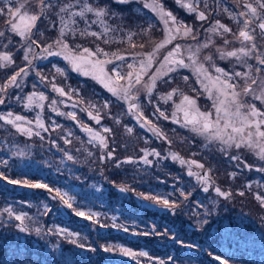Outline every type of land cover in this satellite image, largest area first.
<instances>
[{"label":"rangeland","instance_id":"374dc122","mask_svg":"<svg viewBox=\"0 0 264 264\" xmlns=\"http://www.w3.org/2000/svg\"><path fill=\"white\" fill-rule=\"evenodd\" d=\"M148 1L107 0L109 14L104 17L105 23L96 24L91 17L89 22L93 24L80 27L75 35L70 30L76 28L68 14L59 11L65 3L74 6L70 0H49L53 7L44 11L29 39L12 33L6 24L8 16L0 15V31L5 33L0 36V52L10 53L13 60L0 67V87L21 68L26 73L17 78L18 86L11 85L0 92L5 101L0 104V114L11 112L13 116L25 117L19 123L33 131L29 136L0 119V264H159L161 260L164 264H264V205L256 198L258 194L264 196V171L257 170L264 167V161L247 148L227 149L225 155L219 141L206 140L174 122L172 112L180 103V95H174L167 103L160 99L161 94L178 88L194 97L201 111L214 112L212 100L192 69L180 68L157 80L151 97L153 103L148 102L142 85L133 90L144 116L168 138L163 139L150 130L152 125L145 126L135 113L128 111L129 102L114 96L92 75L73 70L62 55L47 56L44 52L48 45H53L50 49L53 52L61 50L54 41L61 28L68 24L64 31L70 47L77 51L103 49L109 55L100 54L99 59L112 60V64L106 66L109 74L117 66L122 72L127 71L128 64L135 63L139 68L144 54L152 52L165 35L163 22L158 15H153L150 7H145ZM21 2L23 0H12L11 6L16 7ZM248 2L255 6L254 0ZM244 3L245 0H199L198 10L204 11L207 17L203 21L178 3L173 8L162 4L164 9L170 7L178 20L192 25L196 40L177 38L161 49L148 75L160 66L159 61L175 44H181L183 51L189 45H203L209 40L212 42L207 48L201 47L198 56L213 77L217 73L212 64L226 72L249 71L236 57L221 59L217 51L241 47L233 34H238L242 27L243 17L239 13ZM0 7H5L2 0ZM27 10L39 11L36 0H31ZM226 20L236 25L235 31L223 33L221 29V34L209 31L217 26L216 21L227 26ZM105 27L111 31L105 34ZM144 29L147 31H142ZM80 32L102 35H80ZM225 39L229 41L227 45ZM132 43L136 47H132ZM260 43V50L264 52V42ZM26 53L28 60L24 59ZM113 54L122 55L124 59L116 60ZM209 55L212 60H205ZM254 55L243 59L253 66L256 76ZM184 59L187 62L186 53ZM37 73L46 79H41ZM148 75L144 77L145 82ZM259 75L264 76V73ZM185 76L187 80L183 79ZM233 82L238 85L237 90L245 83L240 77ZM53 84L68 95L61 96L53 91ZM34 92L44 93L47 98L29 104L27 97ZM241 100L264 110V104L251 96H242ZM105 102L107 107H104ZM157 106L169 119L155 112ZM68 113H75L76 119H71ZM89 113L92 116L98 113L100 122ZM38 118L44 128L36 123ZM180 118L182 120V114ZM86 128L105 136L108 147L102 148ZM104 128L111 132L105 133ZM127 128L133 131L129 133ZM142 150L149 153L155 150L160 155H149L147 158L152 163L146 164L141 159L145 155ZM108 151H113V157L101 159ZM173 154L186 161H198L204 168L181 164L179 159L172 158ZM68 155L73 159L69 160ZM232 155H238L240 161L230 159ZM129 157L134 162L124 163ZM245 163L252 168L244 167ZM190 167L200 175L211 169L209 184L190 176ZM11 180L21 183L13 184ZM23 181L45 184L48 188L28 187ZM206 186L208 191L204 190ZM121 187L128 190L121 191ZM216 187L230 192L231 196H220ZM57 190L71 203V208L57 196ZM182 192L185 195H181ZM241 192L244 195H240ZM146 196L164 197L175 201L177 207L174 210L165 208L145 199ZM8 208L28 217L25 224L29 231L17 227L20 222L4 211ZM74 210L96 215L89 220L87 216H77ZM37 228L39 234L35 231ZM145 232L149 234L144 235ZM127 238L134 239V243ZM72 240L77 242L72 243ZM80 244L85 247L81 248ZM105 247L112 250L105 251ZM121 248L136 255H125ZM142 252L147 255H139Z\"/></svg>","mask_w":264,"mask_h":264},{"label":"snow or ice","instance_id":"6c2138e0","mask_svg":"<svg viewBox=\"0 0 264 264\" xmlns=\"http://www.w3.org/2000/svg\"><path fill=\"white\" fill-rule=\"evenodd\" d=\"M2 2L5 4V7H0V15L6 14L8 16L6 24H8L9 30L23 39H29L33 35V29L37 27V22L42 18L44 11L53 7L49 0H36L39 11L29 12L27 10V6L31 0H23V2H21L16 7L11 6L12 0H2ZM76 2L80 3V0H76ZM120 2L125 3L127 0H120ZM176 2L180 4L181 7H184L188 12L196 13V18L198 20L203 21L207 19L204 11L198 10L197 5L199 4V0H194V2L176 0ZM254 3L255 6L253 3L245 0L243 7L246 10L239 13V16L244 17V20L242 21V27L240 28L238 34L234 33L233 36L234 39L240 42L241 47L232 51H225L222 48L217 49L221 59L236 57L238 61L243 62L248 67L249 71L247 72L235 70L232 72H226L223 68L216 67L215 64H212L211 66L215 68L217 75L213 77L210 73H208L203 63L199 61L198 54L201 47L207 48L208 44L212 42L209 40L208 43L203 45H200L199 43H197L195 46L189 45L183 51L181 44H175L171 50L167 52V55L163 57V60L159 61L160 66L154 72H152L151 75H148V69L152 67V64L155 62V57L159 54L161 49L165 48L169 44H172L173 41L177 40V38H191L192 40H196V33L194 32L192 25L186 24L182 20H178L172 14V12L165 11L162 4L145 5V7H151L152 11L157 13L159 19L165 26V35L160 42L155 44L152 52L144 54V58L139 61V68H137L135 63L128 64L127 71L122 72L117 66L113 67L111 69V74H109L106 66L112 64V60L99 59L100 54L105 57L109 55L108 53H105L103 49L97 48L95 51H93L89 48H83L82 50L77 51L70 47L67 39L65 38L64 31V28H67L68 24H65L64 28H61L59 37L56 41H54V44L61 50L53 52L50 50L53 45H48L44 48V52L47 54V56L62 55L63 58L67 60L72 66L73 70L83 71L85 75H92L94 79L98 80V82L107 88L114 96L129 102L128 111L135 113L136 118L141 120L145 126L152 125V122L146 116H144L142 107L137 102L138 95L133 94V90L136 88V86L142 85L147 96L149 97L148 102L153 103L154 101L151 99V97L153 91L157 87V80H162L163 77L168 76L169 73L177 72V70L180 68H190L192 69L193 74L198 77V82L201 83L202 87H204L209 99L212 100V108L214 109V112L201 111L194 97L184 94L178 88H173L168 93L161 94L160 99L167 103L169 100H172L174 95H180V103L175 105V109L172 112L171 118L174 120V122L177 124H182L183 127L189 128L190 131L198 135L204 136L206 140L219 141V143L223 146L221 151L224 152L225 155L228 154L227 149L235 148L240 150L247 148L260 160L264 161V110L258 108L254 103H246L241 100L242 96H251L253 99L259 100L261 104H264V76L259 75L264 73V52H261L260 50V42H264V0H254ZM73 7V4L65 3L59 8L61 13L68 14L71 24L77 23L73 17H84L85 13L95 14L97 21H94V23H105L104 17L109 14L107 9L93 7L88 3L83 4L78 12L71 11ZM170 24L171 26H169ZM216 25V27L209 29V31L218 34H221V29L223 30V33H231L232 31L227 26L220 24L219 21H216ZM151 27L152 26L149 25V29ZM257 29H259V32H257ZM70 30L73 35L76 34L77 29L73 28ZM110 31V28L105 27V34ZM142 31L147 30L144 29ZM4 35L5 33L0 31V36ZM80 35L99 36L102 34L97 32H80ZM107 42L108 41L106 40L105 43ZM129 42L131 43V34L129 36ZM31 43L35 44L36 41H31ZM228 43L229 41L225 39L224 44L227 45ZM131 46L136 47L134 43H132ZM140 47H143V45H140ZM65 50H67L68 54H65ZM29 51H31V46H29ZM185 53L187 54V62H185L184 59ZM253 55L257 61V66L255 67V74H257L256 76L253 75V66L247 64V60L243 59L245 57H252ZM113 56L116 60L124 59L122 55L113 54ZM24 59L28 60L27 53L25 54ZM204 59L211 61L212 56H205ZM11 63H13L11 54L8 52H0V67H4ZM29 63H31V61H29ZM57 71L62 73L61 69H57ZM21 74H26L25 69L21 68L20 71L9 77L8 82L5 83L3 87H0V92L6 91L11 85H17V78L21 76ZM37 75L41 76V79H46V77H43L40 73H37ZM146 75H148L147 82L144 81V77ZM237 77L243 78L245 82L240 90H237L238 85L233 82ZM183 79L187 80L188 77L185 76ZM205 80H207L208 83H205ZM120 81H124V83L121 84ZM52 88L53 91L59 93L61 96L68 95V93H66L63 88L57 87L55 84L52 85ZM46 98L47 97L44 95V93L34 92L27 97V100L29 104H32L35 103L37 99L42 101ZM3 103H5V101L2 97H0V104ZM53 103H55V101H53ZM107 106L108 104L105 102L104 107ZM155 112L165 120L169 119V116L166 115L159 106L155 108ZM180 114H182V120L180 118ZM67 115L73 120L76 119L75 113H68ZM89 116L95 119L97 123L100 122L101 117L98 113L96 116H92V114L89 113ZM0 119L5 120L6 123L13 124L19 131L25 132L29 136L33 134L31 128H27L19 123L25 120V117L23 116H13V113L8 112L6 114H0ZM27 123L30 124L32 122L27 121ZM36 123L39 127L44 128V124L39 120V118L37 119ZM85 130L92 134L93 140H96L102 148L108 147L107 138L105 136L101 135L99 132L93 133L91 128H86ZM150 130L153 131L155 135L163 139H168L167 136L155 125H152ZM103 131L105 133H110L111 129L104 128ZM127 131L131 133L133 130L131 128H127ZM35 134L39 135L40 133L36 132ZM65 142L67 143L69 141ZM169 143H171V141H169ZM142 151L145 152V155L141 157V159H143L144 163L146 164L152 163V161L147 158L149 155H160V153L156 152L155 150H152L150 153L147 150ZM105 157L111 159L113 157V151H108L105 156L101 157V159H104ZM67 158L69 160L73 159L71 155H68ZM172 158L179 159L181 164L187 163L189 165H195L200 169L204 168L202 163H199L195 160L186 161L182 158H179L178 154H173ZM230 159L238 162L240 161V157L238 155H232L230 156ZM123 162L132 163L134 161L131 157H129ZM117 163L119 164L121 162L117 161ZM244 167L251 169L252 165L245 163ZM257 170L264 171V167L258 168ZM210 171L211 169H207L204 175H200L198 172H193L190 167L188 174L190 176H196L199 181L207 185L210 182V176L208 175V172ZM231 175H235V173H232ZM5 179H7V177H5ZM9 182L13 184L21 183V181L17 180H11ZM23 183L32 188H48V186L45 184L29 183L28 181H23ZM48 190L52 191V189ZM120 190L127 191L128 189L126 187H121ZM204 190L208 191V187L206 186ZM215 191L220 196H231L230 192L222 191L219 187H216ZM181 195L185 194L182 192ZM240 195H244V193L241 192ZM57 196H59L60 199L68 205V207H72L71 203L64 199V195H61L59 190H57ZM144 198L152 200L156 204H159L165 208L174 210L177 207L175 201H169L164 197L146 196ZM185 198L187 197L185 196ZM256 198L262 205H264V196L258 194ZM4 211L8 213L9 217H14L16 221L20 222L17 224V227L20 228L21 231H29L27 225L25 224V220L28 219L25 214H16L10 208L5 209ZM76 215L87 216L89 220H92L96 214H86L82 211H76ZM112 226L116 227L117 225L113 224ZM35 231L39 234L40 229L37 228ZM125 231H127V229H125ZM143 234L148 235L149 233L145 232ZM76 242V240H72V243ZM79 246L81 248L85 247L84 244H80ZM104 250L111 251L112 248L105 247ZM120 251H122L125 255H136L127 249L121 248ZM139 255H147V253L142 252L139 253ZM217 259H219V257H217ZM159 264H164V261H159Z\"/></svg>","mask_w":264,"mask_h":264},{"label":"flooded vegetation","instance_id":"af4514ba","mask_svg":"<svg viewBox=\"0 0 264 264\" xmlns=\"http://www.w3.org/2000/svg\"><path fill=\"white\" fill-rule=\"evenodd\" d=\"M71 2L73 1L74 3V7L71 9V11H79L80 8L83 6V4L85 3H88V4H91L93 7H99V8H105L108 10V5H107V0H80V3H76V0H70ZM169 1V3H164V2H167ZM231 1V0H230ZM149 5H152V4H163V5H168L170 6L171 8H173L177 2L176 0H149L148 1ZM215 6H216V3H215ZM170 7L164 9L165 11H170ZM246 9L244 7H242V10L241 11H245ZM150 11L153 13L154 16L157 15L156 12H153L152 11V8L150 7ZM92 17V20L91 21H97V17L95 16L94 13H85V16L84 17H73V19H75L77 21L76 24H72L76 29L77 31L76 32H79L80 31V27H84V26H88L89 24H93L91 23V21L89 22V19ZM244 20V17L242 19V21ZM232 22H235V20H232ZM96 24H99L98 22H95ZM226 23H227V27L230 28L231 30L233 29L235 31V28H236V25L233 24V23H230L228 20H226ZM100 24L102 25V23L100 22ZM231 25L233 27H231Z\"/></svg>","mask_w":264,"mask_h":264},{"label":"trees","instance_id":"16d2710c","mask_svg":"<svg viewBox=\"0 0 264 264\" xmlns=\"http://www.w3.org/2000/svg\"><path fill=\"white\" fill-rule=\"evenodd\" d=\"M127 229V228H126ZM130 229V228H129ZM128 242H130L131 244H133L134 243V239H132V238H127L126 239Z\"/></svg>","mask_w":264,"mask_h":264},{"label":"water","instance_id":"95a60500","mask_svg":"<svg viewBox=\"0 0 264 264\" xmlns=\"http://www.w3.org/2000/svg\"><path fill=\"white\" fill-rule=\"evenodd\" d=\"M202 175H204V174H202Z\"/></svg>","mask_w":264,"mask_h":264}]
</instances>
